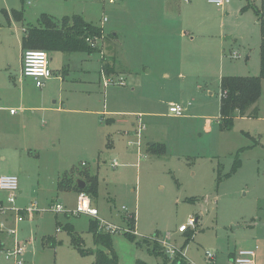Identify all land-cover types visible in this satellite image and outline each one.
I'll return each mask as SVG.
<instances>
[{"label": "rangeland", "instance_id": "374dc122", "mask_svg": "<svg viewBox=\"0 0 264 264\" xmlns=\"http://www.w3.org/2000/svg\"><path fill=\"white\" fill-rule=\"evenodd\" d=\"M261 1L0 0V177L19 179L15 205L4 191L0 202L36 205L22 222L0 213V264H13L6 251L17 244L23 264H94L67 231L96 251L93 221L119 264H164L165 241L188 264H212L207 253L226 264L256 245L264 264V80L245 117L231 130L219 123L222 78L260 75ZM42 15L82 16L104 38L90 39L93 54L50 53L53 81L38 88L23 76L22 39ZM65 173L73 186L97 179L98 219L74 213L79 192L58 187ZM190 218L195 226L180 233ZM102 220L118 233L104 232Z\"/></svg>", "mask_w": 264, "mask_h": 264}, {"label": "trees", "instance_id": "16d2710c", "mask_svg": "<svg viewBox=\"0 0 264 264\" xmlns=\"http://www.w3.org/2000/svg\"><path fill=\"white\" fill-rule=\"evenodd\" d=\"M261 29V71L257 77H224L221 80V108L220 126L224 130H231L234 120L238 117H245L247 112L258 103L262 97V83L264 80V0L261 1L259 9H256ZM15 20H24L23 12H13ZM37 25H28L24 29L22 39L23 50L44 51L48 54L52 52L62 53H82L93 54L90 39L102 41L104 38L103 29L89 24L82 16L63 17L61 19L42 15ZM104 72H109L108 66L103 67ZM71 173L62 175L58 182L60 190H66L69 182H72ZM84 190L77 186H72L78 192H85L90 197L97 195V179L89 178ZM88 184V185H87ZM91 230L98 249L88 252L83 248V241L74 234L67 226V231L72 236V243L76 250L84 257L94 256V264H119V259L113 251L112 238L110 235H102L98 232L96 221L91 222ZM131 238H134L130 236ZM192 237V235H191ZM157 250V249H156ZM159 251V250H158ZM183 251V250H182ZM163 253V252H162ZM164 254V253H163ZM165 255V254H164ZM164 264H188L182 254L171 260L166 254ZM136 264H146L138 261Z\"/></svg>", "mask_w": 264, "mask_h": 264}, {"label": "built area", "instance_id": "2783aa9c", "mask_svg": "<svg viewBox=\"0 0 264 264\" xmlns=\"http://www.w3.org/2000/svg\"><path fill=\"white\" fill-rule=\"evenodd\" d=\"M109 2L113 3L114 0H109ZM208 2L212 5H215L216 7L223 8L226 5V3L229 2V0H208ZM28 3L30 4V1ZM88 42L91 45H93L91 40H88ZM22 72L25 77L33 79L38 88H43L46 82L53 77V72L49 68V54L44 51L25 50L23 53ZM110 82L111 81L107 79L105 82V86H107ZM2 109L3 108H0V111ZM185 111L186 109L180 105H172L170 107V112L176 116H183ZM10 113L12 115H15L17 111L11 110ZM143 129H144V125L140 122L137 131V134L140 138V140L138 141L139 148H141L142 146L141 133ZM129 144L132 145L133 143L130 142ZM0 191L7 192L9 194L8 197L9 203L15 205L16 195L19 192L18 177L15 175L0 177ZM35 209H36V205L34 204L31 205L29 210H19L16 209L15 207L6 208L4 204L0 202V213L2 215H6L8 212H15L17 214V222L24 221V217L22 213L27 211L31 212L34 211ZM53 210L56 213L64 212V208L61 205L53 206ZM74 213L76 215L84 214L91 216L94 219L95 218L98 219L97 211L92 207L91 197L85 192H79L78 206H77V210ZM102 223H103L102 228L104 232L110 233L111 235L118 233V228H116L115 226L109 224L106 221H103ZM194 226H195V220L193 218H190L188 224L180 226L178 231L180 233H185L189 230L190 227H194ZM10 233L15 234V231H12ZM164 246L167 249V255L171 260H173L177 256V254H182V256H186L185 253L180 252V250H177L174 246H169L167 241H165ZM258 249L259 247L257 245L250 248L240 249L234 254L232 259H230L228 264H256ZM24 251H25L24 247H21L20 244H17L15 250L6 251V260L11 261L12 259H15L13 264H23V262L20 261V257L22 256ZM207 258L213 261L215 259V256L207 253Z\"/></svg>", "mask_w": 264, "mask_h": 264}, {"label": "crops", "instance_id": "0c3cea01", "mask_svg": "<svg viewBox=\"0 0 264 264\" xmlns=\"http://www.w3.org/2000/svg\"><path fill=\"white\" fill-rule=\"evenodd\" d=\"M22 68H23V57H22ZM23 76H24V75H23ZM24 77H25V76H24ZM25 78L28 79V77H25ZM30 79H31V78H30ZM52 79H53V77H52L50 80H48L47 82L49 83V82L53 81ZM47 82H46V83H47ZM19 103H22V101L20 100ZM0 108H3V109L0 111V113H1L2 111H4V110L7 111V109L4 108V107H0ZM17 114H18V112H17L15 115H13V116H16ZM11 115H12V114H11ZM76 182H77V181H76ZM70 184H71V185H70ZM70 184H69V186H68V187H69L68 190H69V189H72L73 181L70 182ZM20 192H21V191H20ZM55 241H56V239H55ZM0 244H1V246H4V244H3L1 241H0ZM236 252H237V251L228 254L226 264L229 263L230 259H232V257L234 256V254H235ZM260 258H261V256L258 254L257 257H256V264H258V260H259ZM211 263H212V264H220V263L218 262V260H217V256L215 257V259H214ZM259 264H261V261L259 262Z\"/></svg>", "mask_w": 264, "mask_h": 264}, {"label": "water", "instance_id": "95a60500", "mask_svg": "<svg viewBox=\"0 0 264 264\" xmlns=\"http://www.w3.org/2000/svg\"><path fill=\"white\" fill-rule=\"evenodd\" d=\"M77 186L80 190H84L86 187V183L84 181H78Z\"/></svg>", "mask_w": 264, "mask_h": 264}]
</instances>
